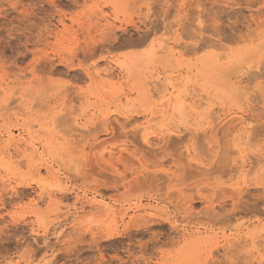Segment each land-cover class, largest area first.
<instances>
[{
	"label": "rangeland",
	"instance_id": "1",
	"mask_svg": "<svg viewBox=\"0 0 264 264\" xmlns=\"http://www.w3.org/2000/svg\"><path fill=\"white\" fill-rule=\"evenodd\" d=\"M0 264H264V0H0Z\"/></svg>",
	"mask_w": 264,
	"mask_h": 264
}]
</instances>
